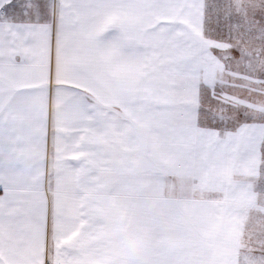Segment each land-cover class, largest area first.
<instances>
[{
	"label": "snow or ice",
	"instance_id": "obj_1",
	"mask_svg": "<svg viewBox=\"0 0 264 264\" xmlns=\"http://www.w3.org/2000/svg\"><path fill=\"white\" fill-rule=\"evenodd\" d=\"M169 175L264 264V0H0V264H118Z\"/></svg>",
	"mask_w": 264,
	"mask_h": 264
},
{
	"label": "crops",
	"instance_id": "obj_2",
	"mask_svg": "<svg viewBox=\"0 0 264 264\" xmlns=\"http://www.w3.org/2000/svg\"><path fill=\"white\" fill-rule=\"evenodd\" d=\"M71 143L69 139L70 146ZM155 183V178L145 176L136 193L140 224L128 231L130 248L116 241L118 264H127L130 255L138 258L136 264H186L206 254V247L198 240L200 225L195 214L180 203L199 199V194L193 195L186 187L182 190L175 176L159 180L158 192L154 190Z\"/></svg>",
	"mask_w": 264,
	"mask_h": 264
}]
</instances>
